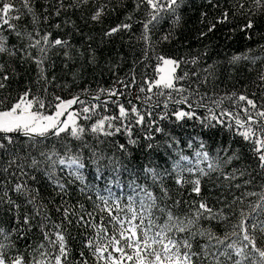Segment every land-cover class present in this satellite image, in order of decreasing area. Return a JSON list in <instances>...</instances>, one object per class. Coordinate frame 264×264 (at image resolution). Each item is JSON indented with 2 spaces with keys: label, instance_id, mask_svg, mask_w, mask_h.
<instances>
[{
  "label": "snow or ice",
  "instance_id": "1",
  "mask_svg": "<svg viewBox=\"0 0 264 264\" xmlns=\"http://www.w3.org/2000/svg\"><path fill=\"white\" fill-rule=\"evenodd\" d=\"M0 264H264V0H0Z\"/></svg>",
  "mask_w": 264,
  "mask_h": 264
},
{
  "label": "trees",
  "instance_id": "2",
  "mask_svg": "<svg viewBox=\"0 0 264 264\" xmlns=\"http://www.w3.org/2000/svg\"><path fill=\"white\" fill-rule=\"evenodd\" d=\"M193 46H195V42L193 41Z\"/></svg>",
  "mask_w": 264,
  "mask_h": 264
}]
</instances>
